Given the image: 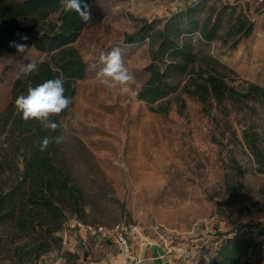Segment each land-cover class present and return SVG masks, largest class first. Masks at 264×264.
Masks as SVG:
<instances>
[{
    "label": "rangeland",
    "instance_id": "1",
    "mask_svg": "<svg viewBox=\"0 0 264 264\" xmlns=\"http://www.w3.org/2000/svg\"><path fill=\"white\" fill-rule=\"evenodd\" d=\"M200 1L238 5L254 20L253 32L234 48L220 39L196 44L200 52L212 53L228 66L230 71L219 69L237 87L245 82L264 87V0H92L91 19L75 41L88 64L87 75L78 81L63 118L61 158L87 201L85 212L68 213V221L122 224L131 229L134 244L159 243L174 264H213L225 237L219 232L253 230L262 246L250 256L264 255V235L258 233L264 225V172L244 135L254 122L264 136L262 109L252 114L248 108L230 107L228 112L214 109L208 115L200 101L175 94L169 110L159 112L138 97L149 77L150 37L128 41V35L149 24L161 28L173 12ZM20 24L30 26L33 21L21 19ZM113 48L120 49L134 77L130 87L135 96L98 82L96 73L104 66L99 55ZM45 57L34 46L0 57V111L9 102L21 69ZM180 98L185 100L182 105ZM67 236L63 232V251L53 250L30 263L44 264L52 254L65 255ZM19 243L0 231V264L20 260Z\"/></svg>",
    "mask_w": 264,
    "mask_h": 264
},
{
    "label": "trees",
    "instance_id": "2",
    "mask_svg": "<svg viewBox=\"0 0 264 264\" xmlns=\"http://www.w3.org/2000/svg\"><path fill=\"white\" fill-rule=\"evenodd\" d=\"M91 2L82 0L90 19ZM64 4L65 0H0V57L21 54L11 46L14 41L46 53L45 59L36 62L37 72L18 78L7 106L0 111V231L11 242L20 241L16 254L21 258L12 264H31L53 250L63 251L68 213L82 214L87 204L80 187L71 182L61 158L64 140L59 144L54 140L64 137L63 118L69 113L77 83L86 77L88 68L75 41L90 20L85 22L75 12L66 11ZM237 6L225 1L209 5L193 2L173 12L161 28L149 24L128 35V41H135L138 36L150 37L151 61L146 66L149 77L138 97L159 112L169 110L171 96L185 94L200 101L202 111L208 115L214 109L228 112L230 107L240 111L248 108L252 114L261 108L264 113L263 86L245 82V86L237 87L227 72L219 69H229L227 65L197 48V42L216 39L234 48L253 32L254 20ZM21 19H30L33 24L22 26ZM149 30L152 33L147 35ZM24 36L28 39L23 40ZM56 78L64 81V95L71 99L68 108L50 117L58 128L53 131L38 120H23L16 108L17 97ZM184 101L178 100L180 105ZM244 135L259 170L264 172L263 134L252 122ZM45 137L53 138V142L41 151L39 142ZM252 231L219 232L225 237L213 264H264V255L257 259L250 256V251L262 246ZM258 233L264 235V225L259 226ZM64 256L68 264H77L76 254L67 252Z\"/></svg>",
    "mask_w": 264,
    "mask_h": 264
},
{
    "label": "clouds",
    "instance_id": "3",
    "mask_svg": "<svg viewBox=\"0 0 264 264\" xmlns=\"http://www.w3.org/2000/svg\"><path fill=\"white\" fill-rule=\"evenodd\" d=\"M65 10L75 12L81 20L88 22L90 13L87 6L82 4V0H65ZM118 7L115 9L118 11ZM27 40L26 36L22 37ZM11 46L16 48L17 53H24L27 49L26 44L12 42ZM99 61L104 65L96 73L98 82L107 89H117L121 94L135 96L130 85L134 82L133 75L129 72L122 59L119 48H113L108 52H101ZM38 71V66L34 62L27 63L22 69L19 78L28 77ZM64 81L60 78L49 79L35 87L29 88L27 95L17 97L15 104L17 111L22 114L25 121L34 119L41 122L46 129L56 130L58 124L50 119L51 116L59 115L68 108L71 99L64 95ZM55 143L59 144L64 140L63 136L54 138ZM53 138L45 137L39 142L40 150L44 151Z\"/></svg>",
    "mask_w": 264,
    "mask_h": 264
},
{
    "label": "crops",
    "instance_id": "4",
    "mask_svg": "<svg viewBox=\"0 0 264 264\" xmlns=\"http://www.w3.org/2000/svg\"><path fill=\"white\" fill-rule=\"evenodd\" d=\"M65 249L76 254L77 264H174L168 252L156 242H135L134 255L130 258L113 239L92 236L85 230H74L66 238ZM63 254H52L44 264H68Z\"/></svg>",
    "mask_w": 264,
    "mask_h": 264
},
{
    "label": "built area",
    "instance_id": "5",
    "mask_svg": "<svg viewBox=\"0 0 264 264\" xmlns=\"http://www.w3.org/2000/svg\"><path fill=\"white\" fill-rule=\"evenodd\" d=\"M85 230L92 236L102 238H113L121 250L126 253L130 258L134 255L135 244L132 240L131 229L126 228L122 224H116L114 226H107L100 223H86L80 220L67 221L63 232L65 235H69L74 230ZM135 264H140V258L134 257Z\"/></svg>",
    "mask_w": 264,
    "mask_h": 264
}]
</instances>
